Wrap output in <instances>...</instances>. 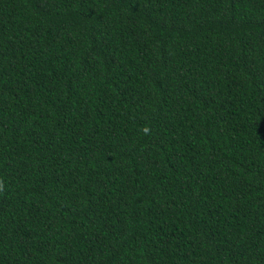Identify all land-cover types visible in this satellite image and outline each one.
Masks as SVG:
<instances>
[{"label": "trees", "instance_id": "obj_1", "mask_svg": "<svg viewBox=\"0 0 264 264\" xmlns=\"http://www.w3.org/2000/svg\"><path fill=\"white\" fill-rule=\"evenodd\" d=\"M0 264H264V0H0Z\"/></svg>", "mask_w": 264, "mask_h": 264}]
</instances>
